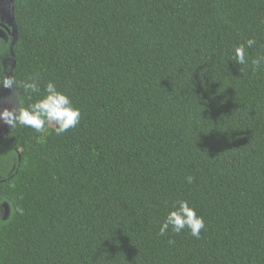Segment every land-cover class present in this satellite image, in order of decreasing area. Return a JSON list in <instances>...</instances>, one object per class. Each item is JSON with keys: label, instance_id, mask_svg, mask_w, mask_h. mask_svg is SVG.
I'll list each match as a JSON object with an SVG mask.
<instances>
[{"label": "trees", "instance_id": "1", "mask_svg": "<svg viewBox=\"0 0 264 264\" xmlns=\"http://www.w3.org/2000/svg\"><path fill=\"white\" fill-rule=\"evenodd\" d=\"M14 21L24 106L52 82L81 116L5 140L0 264H264V0H16ZM179 200L199 238L160 235Z\"/></svg>", "mask_w": 264, "mask_h": 264}, {"label": "clouds", "instance_id": "2", "mask_svg": "<svg viewBox=\"0 0 264 264\" xmlns=\"http://www.w3.org/2000/svg\"><path fill=\"white\" fill-rule=\"evenodd\" d=\"M254 43L253 39H248L245 44L235 48L236 63L245 65L248 62L246 59V46L251 48ZM4 48L10 49V45L0 38V50ZM6 57L9 56L0 55V87L13 89V92L8 99L11 107L0 109V122L9 125L11 128H15L19 124L35 129L37 132L45 127L46 122H54L57 135L76 127L80 121V110L73 107L70 98L63 92L58 91L52 82L47 83L44 90L46 94L41 99L24 106L23 98L25 94L29 91L38 92V84L30 78L22 85H18L14 75L9 76L7 74L12 72V66L10 64L5 66L3 60ZM262 62H264V56L252 60V65L259 67ZM187 179L189 183L192 182L191 177ZM19 211L22 212V210ZM170 226L177 234L187 228L192 236L199 238L201 230L205 228V223L203 217L197 215L188 201L179 200L173 203L171 210L165 216L164 222L159 228L160 235H165Z\"/></svg>", "mask_w": 264, "mask_h": 264}, {"label": "flooded vegetation", "instance_id": "3", "mask_svg": "<svg viewBox=\"0 0 264 264\" xmlns=\"http://www.w3.org/2000/svg\"><path fill=\"white\" fill-rule=\"evenodd\" d=\"M15 2L16 0H0V38H2L4 41H7L10 45V49L4 48L0 50V55L9 56L4 58L3 62L5 66H8L10 64L12 66V69L14 66L12 47L15 43ZM7 74L11 76L12 72H9ZM12 92L13 89L0 87V109L11 107V103H8V99L12 96ZM11 131L12 128L9 125L0 122V172L2 173L1 176H4L3 179H0V182H4L9 179L14 169V165L6 160L5 155V140L10 135ZM15 152L17 154V160H19V154L17 150H15ZM7 213L8 205L4 200L0 198V217H3Z\"/></svg>", "mask_w": 264, "mask_h": 264}, {"label": "rangeland", "instance_id": "4", "mask_svg": "<svg viewBox=\"0 0 264 264\" xmlns=\"http://www.w3.org/2000/svg\"><path fill=\"white\" fill-rule=\"evenodd\" d=\"M47 126H48V127H52V126H54V122H48ZM6 215H7V214H5V216H6Z\"/></svg>", "mask_w": 264, "mask_h": 264}, {"label": "water", "instance_id": "5", "mask_svg": "<svg viewBox=\"0 0 264 264\" xmlns=\"http://www.w3.org/2000/svg\"><path fill=\"white\" fill-rule=\"evenodd\" d=\"M16 39H17V33H16V28H15V41H16Z\"/></svg>", "mask_w": 264, "mask_h": 264}]
</instances>
